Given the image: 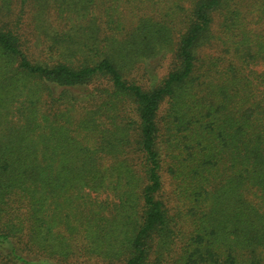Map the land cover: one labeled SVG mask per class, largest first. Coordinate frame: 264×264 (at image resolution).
Instances as JSON below:
<instances>
[{
  "label": "trees",
  "instance_id": "16d2710c",
  "mask_svg": "<svg viewBox=\"0 0 264 264\" xmlns=\"http://www.w3.org/2000/svg\"><path fill=\"white\" fill-rule=\"evenodd\" d=\"M0 264H264V0H0Z\"/></svg>",
  "mask_w": 264,
  "mask_h": 264
},
{
  "label": "rangeland",
  "instance_id": "374dc122",
  "mask_svg": "<svg viewBox=\"0 0 264 264\" xmlns=\"http://www.w3.org/2000/svg\"><path fill=\"white\" fill-rule=\"evenodd\" d=\"M208 49L211 55H217L219 52V50L218 51L216 50V46L208 47ZM162 74L163 72L161 71L159 75L161 76ZM176 188L177 187L175 185V181L172 179L171 176H169L168 173H166V171H164L163 172V191H164L163 198H166L168 200L169 206L172 212L177 214V212L181 210V207L175 195ZM180 214L181 215L179 216V218H177L179 222L180 230H179L178 236L175 237L174 252L178 251L180 249V246H182L186 242V212L183 211Z\"/></svg>",
  "mask_w": 264,
  "mask_h": 264
}]
</instances>
